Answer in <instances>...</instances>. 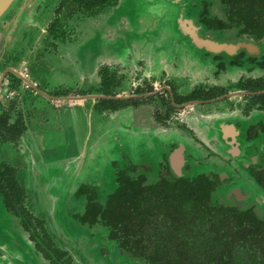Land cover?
Returning <instances> with one entry per match:
<instances>
[{
  "label": "flooded vegetation",
  "instance_id": "af4514ba",
  "mask_svg": "<svg viewBox=\"0 0 264 264\" xmlns=\"http://www.w3.org/2000/svg\"><path fill=\"white\" fill-rule=\"evenodd\" d=\"M240 3H0V264H148L105 207L123 178L264 219V9Z\"/></svg>",
  "mask_w": 264,
  "mask_h": 264
},
{
  "label": "trees",
  "instance_id": "16d2710c",
  "mask_svg": "<svg viewBox=\"0 0 264 264\" xmlns=\"http://www.w3.org/2000/svg\"><path fill=\"white\" fill-rule=\"evenodd\" d=\"M253 2L264 9V0H241V8L251 13ZM113 191L105 207L114 233L148 264H264V219L213 206L201 179L123 178Z\"/></svg>",
  "mask_w": 264,
  "mask_h": 264
},
{
  "label": "water",
  "instance_id": "95a60500",
  "mask_svg": "<svg viewBox=\"0 0 264 264\" xmlns=\"http://www.w3.org/2000/svg\"><path fill=\"white\" fill-rule=\"evenodd\" d=\"M6 1H8V0H1L0 3L5 4ZM171 1H174L176 3H180V0H171ZM183 15H184V12L181 11L179 14L180 17H179L178 22H177L178 30L181 31L182 33L190 35L197 46H204V47L209 48V49H211V48H222V47L228 46V44L225 42L211 41V40L203 39L202 37H200L189 24L186 25L185 23L180 21V19L183 17ZM176 160H177V158L174 157V155L169 156L168 162L170 165V169L174 170L176 168L177 165H173V163H175Z\"/></svg>",
  "mask_w": 264,
  "mask_h": 264
},
{
  "label": "rangeland",
  "instance_id": "374dc122",
  "mask_svg": "<svg viewBox=\"0 0 264 264\" xmlns=\"http://www.w3.org/2000/svg\"><path fill=\"white\" fill-rule=\"evenodd\" d=\"M79 53H80V55H79ZM79 53L77 52V51H75V52H72L71 53V55L68 57V56H66L65 55V57H67L66 58V62H65V65H64V68L65 69H61V71H67V73H68V71H69V73L70 74H72V73H77V67L78 66H76L77 64H75V60H76V58H77V54L79 55V56H81V52L79 51ZM91 54H93L92 56H94V54L96 55L97 54V52H95V50H92L91 51ZM68 59H70V61H68ZM69 67H71V68H69ZM67 68V69H66Z\"/></svg>",
  "mask_w": 264,
  "mask_h": 264
}]
</instances>
